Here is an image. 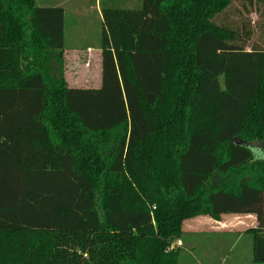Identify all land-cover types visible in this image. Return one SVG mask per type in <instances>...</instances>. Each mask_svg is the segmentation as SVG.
<instances>
[{
	"label": "trees",
	"instance_id": "16d2710c",
	"mask_svg": "<svg viewBox=\"0 0 264 264\" xmlns=\"http://www.w3.org/2000/svg\"><path fill=\"white\" fill-rule=\"evenodd\" d=\"M232 2L102 1L101 85L73 87L64 8L0 0V264H180L226 215L264 263V46Z\"/></svg>",
	"mask_w": 264,
	"mask_h": 264
},
{
	"label": "rangeland",
	"instance_id": "374dc122",
	"mask_svg": "<svg viewBox=\"0 0 264 264\" xmlns=\"http://www.w3.org/2000/svg\"><path fill=\"white\" fill-rule=\"evenodd\" d=\"M57 1L36 0V3L55 6ZM102 1L69 0L64 4L66 46L100 43L103 27L97 8ZM83 3H87L86 9ZM77 10L80 15L75 13ZM218 20L240 27L245 22L252 30V42L264 46V0H233ZM84 55L81 51L77 55L69 51L66 55L63 65L66 81L70 86L96 87L101 78L100 54L88 55V61ZM259 153L263 155L264 151L258 150ZM254 222L240 215H227L221 221L206 216L187 220L182 238L173 245L182 249L180 264H264L253 262L252 235L246 229Z\"/></svg>",
	"mask_w": 264,
	"mask_h": 264
},
{
	"label": "crops",
	"instance_id": "0c3cea01",
	"mask_svg": "<svg viewBox=\"0 0 264 264\" xmlns=\"http://www.w3.org/2000/svg\"><path fill=\"white\" fill-rule=\"evenodd\" d=\"M125 4V2H126V4L127 5H129V6H136L137 4H138V0H120V3H122V2ZM69 3V0H58L57 2H56V4H55V6H62L63 8H64V10H66L65 9V6H64V4L65 3ZM84 4V3H83ZM85 5L87 6V3H85L84 4V7H85ZM101 4H99L98 3V16H100V19H99V21H100V23H101V25H102V27H103V23H104V18H103V13H102V6H100ZM90 8H92V6H89ZM77 8V7H76ZM85 9H86V7H85ZM69 11V10H68ZM75 13H78L79 15H80V12L77 10V11H75ZM82 18V17H81ZM78 44H76V45H72V46H66V41H65V48H64V60L66 59V55L67 54H69V51L71 52H74V55H77V53L79 52V51H81V52H83V53H85V59L88 61L89 59H87V56L88 55H90V56H92L93 54H100V58H101V61H100V66H101V78H102V49H101V44L100 43H97V44H86V46L84 45V46H77ZM78 47H80V48H82L81 50H77L78 49ZM76 50V51H73V50ZM97 55V56H98ZM101 78H100V82H99V85L98 86H96V87H99L100 85H101ZM73 87H81V86H73ZM227 216V215H226ZM241 217H243V218H247V219H249V218H252L253 220H255V222L253 223L254 225H251V226H247V229H249V228H251V227H255V226H257V220H256V217L255 216H253V215H246V216H241ZM214 220V219H213ZM246 229V230H247Z\"/></svg>",
	"mask_w": 264,
	"mask_h": 264
},
{
	"label": "water",
	"instance_id": "95a60500",
	"mask_svg": "<svg viewBox=\"0 0 264 264\" xmlns=\"http://www.w3.org/2000/svg\"><path fill=\"white\" fill-rule=\"evenodd\" d=\"M240 143L242 142V141H239Z\"/></svg>",
	"mask_w": 264,
	"mask_h": 264
}]
</instances>
